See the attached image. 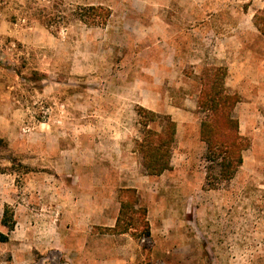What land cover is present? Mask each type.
<instances>
[{
	"label": "rangeland",
	"instance_id": "374dc122",
	"mask_svg": "<svg viewBox=\"0 0 264 264\" xmlns=\"http://www.w3.org/2000/svg\"><path fill=\"white\" fill-rule=\"evenodd\" d=\"M263 9L0 0V221L8 209L14 225H0V264H264V37L253 23ZM214 68L239 98L246 149L233 179L212 171L207 183L197 100ZM140 107L176 130L170 169L137 194L151 235L137 240L107 226L122 187L146 175Z\"/></svg>",
	"mask_w": 264,
	"mask_h": 264
},
{
	"label": "trees",
	"instance_id": "16d2710c",
	"mask_svg": "<svg viewBox=\"0 0 264 264\" xmlns=\"http://www.w3.org/2000/svg\"><path fill=\"white\" fill-rule=\"evenodd\" d=\"M88 11L101 9L90 7ZM253 23L264 37V9L254 16ZM210 73V74H209ZM226 70L208 69L201 77L202 90L198 97V108L206 115L200 126V138L206 145L205 160L209 162L206 182L212 171L218 181H230L242 165V154L246 149L243 138L239 135L238 122L233 117V109L239 102L236 94L227 91L224 85ZM140 137L135 141V151L139 155L144 173L159 177L170 169L171 149L175 140V123L167 115H157L143 108L137 109ZM159 125L160 130L151 125ZM119 215L113 234H130L137 240L150 238L147 211L140 205L134 189L119 191ZM10 214L5 209L2 225L11 230ZM6 237L0 235V242Z\"/></svg>",
	"mask_w": 264,
	"mask_h": 264
},
{
	"label": "crops",
	"instance_id": "0c3cea01",
	"mask_svg": "<svg viewBox=\"0 0 264 264\" xmlns=\"http://www.w3.org/2000/svg\"><path fill=\"white\" fill-rule=\"evenodd\" d=\"M163 175V174H162ZM159 176V177H151V176H147V175H141L140 177H138V181H137V183L135 184V185H133V186H131L130 188H132V189H135L136 191H137V194L138 193H140L141 191H142V193L143 192H145V190L146 189H143V185L145 184V183H153V178H155V179H157V178H159V179H161L163 176ZM122 187V186H121ZM121 187H119V188H121ZM127 187V186H126ZM125 187V185H124V187H122V189H125L126 188ZM142 193H141V195H142ZM141 204V203H140ZM117 205H118V207H117V211H115V214L113 215V218L110 220V222H109V226H107L108 228L107 229H113L114 228V226H115V224H116V220H117V217H118V215H119V209H120V203H119V199H118V201H117ZM147 210H148V208H147ZM148 213H149V210H148V212H147V219L149 220L150 219V213H149V215H148ZM4 214V213H3ZM2 218H3V216H2ZM94 223V222H93ZM105 223V222H104ZM0 225L2 226V227H4L5 228V226H3L2 225V219H1V221H0ZM0 235H3V234H0ZM128 235V234H127ZM4 237H6V241H4V242H7V236L6 235H3ZM151 236V235H150ZM4 242H1V243H4Z\"/></svg>",
	"mask_w": 264,
	"mask_h": 264
}]
</instances>
